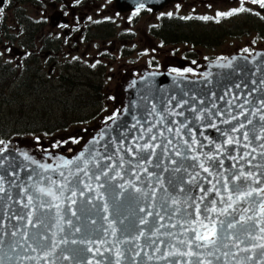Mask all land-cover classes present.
Masks as SVG:
<instances>
[{"label":"snow or ice","instance_id":"obj_1","mask_svg":"<svg viewBox=\"0 0 264 264\" xmlns=\"http://www.w3.org/2000/svg\"><path fill=\"white\" fill-rule=\"evenodd\" d=\"M246 2L248 0H241V7L238 11L218 12L217 16L231 17L239 12L249 11L243 7ZM250 2L258 3L260 8H264V0H250ZM140 7L142 8L143 4ZM0 14H3L2 8H0ZM204 19H208V17H204ZM244 51L247 52L248 49H244ZM224 66L230 67L231 61ZM261 83H264V81H261ZM170 103L171 99L169 100ZM185 103L187 101L178 102L177 106L183 108ZM259 103L260 108L253 110L251 115L256 116L259 114V120L264 122V99H261ZM240 107H243V105H240ZM155 110L156 105L153 104L152 112H155ZM189 110L197 112L195 108ZM119 111L117 110V113H114L108 119L115 121ZM206 111L209 118H211L213 113L210 110L201 109L195 119L203 120ZM169 114L183 116L182 112L178 113L173 110H169ZM246 114L241 112L239 115ZM214 115L220 116L222 123L225 124H231L233 120L238 119V116L231 115V113H229V119H223L222 111H217ZM191 122L187 118L186 122L183 123L172 121V123L179 125L175 129V136L186 146V151L180 150L179 145L174 144L173 139L166 136L164 131L157 129V132L154 133L153 127L155 125H153L143 130L141 138L146 137V139H144L142 144L136 143L123 149L128 156L132 157L131 160H125L124 155H118L119 163L113 161L106 168L101 167L100 159L112 161L113 157L100 156V159H98L99 153L94 145L99 143V141L95 140L90 142L93 147L86 146L74 159H66L62 156L55 158L57 160L55 167L47 163H39L35 159L30 158L27 153H23L26 160H30L44 173L58 172L60 179H53L51 175L41 176L40 173H37L40 179L35 180L34 184L23 189L26 203L23 201H17V203H22V206L27 208L28 212L25 215L17 214L14 216L17 221L23 222V227L14 228L10 233L8 231H0V253H2L0 255V264H29V262L40 264L41 260L45 261L46 264H56L55 259L50 258L55 257L59 245H67L68 243L67 238L57 239L58 234L64 232V225L72 227L74 233H81V227L74 226L71 219L65 218L64 205L66 202L67 211L71 212L72 216H77L76 210L72 208V205L78 202L77 196L84 200L85 203L93 205V207H95L93 201L100 202V210L105 213L102 219L108 222L111 236L116 237L118 231L115 227L116 221L110 220L107 215L109 213L107 195L115 187L122 190L115 193L116 197H123L124 193L128 192L129 189L132 190V193L138 194L136 196L137 201H142L138 211L145 213L139 219L140 225L149 224L147 217H154L155 224L150 226L153 230L147 232V234V230H141L134 236L129 235L125 239H117L115 242L108 241L106 239L109 234L108 230L100 228L96 229L100 233V236L96 239L88 237L81 239L79 242L73 239L71 241L72 244L80 243L85 245L86 251L93 253V256L99 254L103 257L102 260H97L96 264H105L107 257H104V252L115 255V261H109L107 264H121L124 253L119 245L130 243L134 240L139 241L141 238L145 239L147 242L145 247L152 249V253L150 255L147 251H144V247H141L139 243L135 244V248L139 250L132 253L134 264H138L137 258L141 256L142 252L148 261L153 259L157 261L164 260L168 261V264H252L253 260H255V264H264V184L261 183L264 171L255 173L251 170L245 171L244 166L237 168L234 173L224 169V172H228L229 175H224V172L218 171L224 165V160L219 155H216V153L223 155L222 144L210 140V144L215 143L214 150L196 153V146L203 147V145H200L195 133L189 128ZM157 123H166L163 111L159 113ZM252 123V120L249 119L247 123H239L228 131L221 133L226 137L223 144L250 149V151L239 155V159L242 160L249 156H251V160L256 159V156L252 155V153L258 152L256 147H252L253 136L255 139L264 140V123L261 124V131L258 135L254 132L255 126H253V129L247 128V125ZM205 126L217 127L215 123H209ZM182 129H188V133H182ZM166 131L173 133L174 129L169 126ZM250 132L253 133V136H250ZM231 133H241L242 140L241 137L233 136ZM187 134H191L190 142L185 139ZM158 137L161 142H156ZM205 139L208 138L205 137ZM75 142L78 143L79 141ZM0 145H4V148L0 149V154L8 150L4 140L0 139ZM121 148H123V145L117 148V153L121 151ZM159 148H162L164 153L171 151L174 156L180 157L181 161L191 160L196 162L186 167L182 163L178 164L176 159H169L172 165H176L173 169L174 171L179 172L183 168L191 177L187 181H181L171 191L169 187L165 186L162 177L157 176L153 171H149L150 167H160L159 164H153V160L156 158V150ZM258 154L264 157V143L259 144ZM227 158L236 160L239 163L237 156L228 154ZM251 160H247L251 168L264 169V165L259 163L253 165ZM126 164L130 166V170L125 168ZM93 165L96 169L95 171L91 167ZM195 167L202 169L203 172L208 174V177L212 178V180H207L212 185L208 189L204 188L202 184L196 183L195 187L198 188L200 193L204 194L199 197V202H197V197L191 194L192 188L184 186L185 184L192 185L197 180V177H200L199 171L195 173L189 172V168ZM235 167L236 165H233V168ZM114 169L115 171L113 172ZM121 170L128 173V179H125ZM163 171L166 172L168 169L165 168ZM81 173H83V176H81ZM110 173L112 174L110 175ZM229 176L231 179H229ZM154 177L155 179H153ZM117 179L123 182L113 185L112 181ZM45 181H47L46 184ZM212 181H215V183ZM93 182H95V185ZM3 183V177L0 176V196L6 194ZM169 184H171V181H169ZM217 185H220V187H217ZM254 185L260 186L255 187ZM29 187L33 189L31 193L28 191ZM85 190L88 193H93V195L86 197ZM161 190L163 194L159 197V207L163 211V215L161 211L153 213V211L149 210L156 207L157 194ZM213 192L219 198L220 207L217 206L216 199H209V194ZM180 194L183 195L181 196ZM205 200L208 203L205 204ZM181 204L184 207H181ZM202 204L203 207H201ZM238 205H241V207L238 208ZM37 208L41 209L45 214L37 217ZM189 208L192 211H188ZM47 213L53 214L48 216ZM248 213H251V215ZM165 216L168 218V224L163 223ZM124 219H127V217ZM119 222L123 224L124 220L121 219ZM91 223L96 224V220L92 219ZM4 227L5 225L0 222V228ZM165 227L177 230L161 232V229ZM29 228L38 230L43 228L44 231L30 233L28 231ZM9 235L13 238L10 243L6 240ZM49 235L52 237L51 240H49ZM161 236L167 239V244H165L164 239H160ZM94 243L99 245L112 243V247H105L104 251H101L100 247L94 250L91 247ZM6 245L7 251H5ZM162 247L164 248L163 251ZM257 249L260 250L259 258L256 257ZM241 253L246 255H241ZM63 258L68 259V256ZM84 264H91V261L88 260Z\"/></svg>","mask_w":264,"mask_h":264},{"label":"water","instance_id":"obj_2","mask_svg":"<svg viewBox=\"0 0 264 264\" xmlns=\"http://www.w3.org/2000/svg\"><path fill=\"white\" fill-rule=\"evenodd\" d=\"M116 2L121 12L141 8V4H143V7L153 8L158 11L162 10L166 4L173 2V0H116ZM229 61H231V66H224L228 65ZM197 73L198 75L196 76L178 75L168 72L166 67L163 68V70H151L146 67L139 68L137 75H128L126 81L121 85L120 98L122 108L116 115L115 121L109 120L94 129L81 144L76 145L72 149L71 153L63 154L55 150H45L41 152L32 146L33 143L31 140L6 142L8 150L0 154V176L3 177V187L6 189V194L0 196V222L5 225L4 228H0V231H8L10 233L14 228L23 227V222L17 221L14 216L17 214L25 215L28 209L24 208L22 203H17V201L26 203L23 189L26 186L34 184L35 180L40 179L37 173H40L41 176L51 175L53 179H60L58 172L44 173L41 169L37 168L35 164L31 163L30 160H26L23 153H27L30 158L35 159L39 163H47L55 167L57 163L55 158L62 156L66 159H74L86 146L93 147L90 142L95 140L99 141V143L94 145L99 153L98 159H100V156L113 157L112 161L100 159L101 167L106 168L113 161L119 163L117 159L118 155H124L125 160H131L132 157L128 156L123 149L136 143L142 144L144 139H146V137L143 139L141 138L143 130L153 125H155V127H153L154 133L157 132V129L164 131L166 136L173 139L174 144L179 145L180 150L186 151V146L175 136V129L179 125L172 123V121L183 123L186 122L187 118L192 121L191 124H189V128L195 133L196 139L200 141V145H203V147L196 146V153L209 152L210 150H214L215 143L222 144L223 155L220 153H216V155H219L220 158L224 160V165L223 168L218 169V171L224 172V169H228L234 173L240 166H244L245 171L251 170L254 173L264 171V169L251 168L248 165L247 160H251V156L243 160L239 159L240 154L250 151V149L223 144L226 137L221 134L239 123H247L249 119H251L253 123L247 125V128L253 129V126H255V134L258 135L260 133L261 124L264 122L259 120V114L253 116L251 113L253 110L260 108L259 102L261 99H264V83H261V81H264V50L257 51L250 55L235 54L226 59L209 63L205 62L202 68L197 70ZM173 97L174 99H172ZM170 99L171 103L169 104ZM181 101H187L183 108L177 106L178 102ZM153 104L156 105L155 112H152ZM240 105H243V107H240ZM191 108H195L197 112L190 111L189 109ZM125 109H127V111H125ZM201 109L210 110L211 113H213L211 118H209L208 112L206 111L203 120L195 119L197 113ZM169 110L178 113L182 112L183 116L170 115ZM161 111L164 113L165 124L157 123ZM217 111L223 112V119H229V113L238 116V119L233 120L231 124L222 123V118L214 115ZM241 112L247 114L239 115ZM209 123H215L217 127H206L205 125ZM169 126L174 129L173 133H168L166 131V128ZM182 133H188V129H182ZM231 135L239 136L242 140L241 133H231ZM250 136H253V133L250 132ZM205 137L208 139H205ZM185 139H188L190 142L191 134L185 135ZM210 140L215 143L210 144ZM156 142H161L159 137ZM261 143H264V140L255 139L253 136L252 147H256L258 152L259 144ZM41 145L44 146L45 149L49 148V145H46L45 142H42ZM105 145H107V147H105ZM121 145H123V148L117 153V148ZM3 148L4 145H0V149ZM258 152L252 153V155L256 156V159L251 160V163L253 165L257 163L264 165V157H261ZM228 154L237 156L239 163H237L236 160L228 159ZM169 159H176L178 164L182 163L186 167L196 162L191 160L181 161V158L174 156L171 151L164 153L162 148L156 150V158L153 160V164H159L160 167H150L149 171H153L157 176L162 177L165 186L169 187L171 191L175 186H178L181 181H187L191 179V177L183 168L179 172L174 171L173 169L176 165H172ZM201 159H203V157H201ZM133 163H135V161H133ZM233 165H236V167L233 168ZM91 167L93 171L96 170L94 165ZM125 168L130 170V166L127 164ZM165 168H167L168 171H163ZM114 171L115 169L113 172ZM196 171L200 172V177H197V180L194 181L192 185L185 184L184 186L186 188H192L191 194L196 196L197 202H199V197L204 194L200 193L198 188L195 187L196 183H200L204 188L208 189L211 188L212 185L208 183L207 180H212V178L208 177V174L198 167L189 168V172L195 173ZM121 172L125 176V179L129 178L127 172L124 170H121ZM111 174L112 173H110V175ZM224 175H229V173L224 172ZM81 176H83V173H81ZM153 179H155V177ZM229 179H231L230 176ZM169 181H171V184H169ZM122 182L123 181L117 179L112 181V184L116 185ZM212 182L215 183V181ZM46 183L47 181H45V184ZM93 183L95 185V182ZM261 183L264 184V177L261 178ZM254 186L259 187L260 185ZM217 187H220V185H217ZM28 191L31 193L33 189L29 187ZM121 191V189L115 187L107 195V203L109 205V213L107 215L110 220L116 221L115 227L118 229L116 237L111 236V229L108 228V222L102 219L105 213L100 210L101 204L99 201H93V204H95V207H93V205L85 203L84 200L77 196V204L72 205V208L77 212V216H72L71 212L67 211L66 202L64 205L66 211L65 218L71 219L74 226L81 227V233H74L73 228L65 224L64 232L59 233L57 239L67 238L68 243L67 245H59L55 257H51L50 259H55L56 264H84V262L88 260L91 261V264H96L97 260H102L103 257L99 254L93 256V253L86 251L85 245L80 243L72 244L71 241L76 239L79 242L81 239L88 237L96 239L100 236V233L96 231L98 228L108 230L109 234L106 239L110 242H115L117 239H125L129 235L134 236L141 230H147L146 234L152 231L153 229L150 226L155 224L154 217H147L149 220L148 225L139 224L140 217L144 216L145 213L138 211V207L140 203H142V201H137L136 199L138 194L132 193V190L129 189L128 192L124 193L123 197H116L115 193ZM162 194L161 190V192L157 194L156 207L149 209L153 211V213L161 211L159 207V197ZM91 195H93V193H88L85 190L86 197ZM180 195L182 196L183 194ZM209 199H216L217 206H221L219 204V198L216 197L214 192L209 194ZM204 203L206 204L208 201L205 200ZM181 207H184V205L181 204ZM201 207H203V204ZM237 207L239 208L241 205ZM188 211H192V209L189 208ZM44 214L45 213L41 209L37 208V217L43 216ZM52 214L53 213H47L48 216ZM161 214H164L163 211H161ZM248 214L251 215V213ZM77 217H79V219H77ZM125 217H127V219H124ZM92 219L96 220V224L91 223ZM121 219L124 220L123 224L119 222ZM163 223H169L167 216H165ZM176 230L177 229L165 227L161 229V232ZM28 231L30 233H35L44 230L43 228L39 230L29 228ZM153 238L155 239V237ZM12 239L10 235L6 238L8 243H10ZM51 239L52 237L49 235V240ZM160 239H164L165 244L168 243L167 239L163 236H161ZM137 243H139L141 247H144V251H147L151 255L152 249L145 247L147 242L144 238H141L139 241L134 240L130 243L120 244L119 247L124 253L121 264H134L132 253L139 250L135 248V244ZM91 247L94 250L100 247L101 251H104L105 247L111 248L112 243L104 245L94 243ZM7 250L6 245L5 251ZM163 250L164 248L162 247V251ZM259 251V249L256 250L257 258H259ZM0 255H2V253H0ZM241 255L246 254L241 253ZM64 256H68V259H64ZM104 257H107L105 264L109 261H115V255L113 253L104 252ZM137 260L138 264H168V261L164 260L157 261L153 259L152 261H148L143 252ZM29 264H34V262H29ZM40 264H46V262L41 260ZM252 264H255V260L252 261Z\"/></svg>","mask_w":264,"mask_h":264},{"label":"flooded vegetation","instance_id":"obj_3","mask_svg":"<svg viewBox=\"0 0 264 264\" xmlns=\"http://www.w3.org/2000/svg\"><path fill=\"white\" fill-rule=\"evenodd\" d=\"M182 1L198 7L211 0H173L159 11L142 7L124 12L116 0H0V129H10V107L23 102L30 110L33 101L57 94L64 78L83 87L73 95L89 90L86 81L100 85L102 119L112 114L104 102H115L114 91H103L107 77L121 84L142 66L195 74L207 60L227 57L211 52L244 36L249 42L238 53L264 49V8L258 3L248 0L243 7L249 11L231 17L204 19ZM219 1L235 4L225 13L241 7V0ZM230 21L237 23L226 27ZM245 23L258 27L241 26ZM207 34L227 35L207 45L199 39ZM185 37L194 39H181Z\"/></svg>","mask_w":264,"mask_h":264},{"label":"trees","instance_id":"obj_4","mask_svg":"<svg viewBox=\"0 0 264 264\" xmlns=\"http://www.w3.org/2000/svg\"><path fill=\"white\" fill-rule=\"evenodd\" d=\"M225 35L227 34H207L199 37V39H202L208 45L209 41L223 38ZM181 39L189 41L194 38L185 37ZM64 79L60 82L61 85L57 94L50 92L51 94L44 96L43 103L39 105V109L34 115L27 114L26 105L23 102H20L21 106L10 107V121H13V123H10V129H0V137L48 140L57 137L56 135L66 134L72 130L70 128L84 125L87 122L98 121L100 106L103 105V101L100 99V85L94 84L92 86L89 81H86L85 85L91 96L87 95L86 100H82L80 96L76 95L75 97L72 93L73 90H80L83 87H76L78 84L71 77ZM77 81L83 83L80 78ZM27 88L31 90V84H28ZM65 96L66 98H64ZM34 102L37 104V101ZM16 108H19V110ZM54 108H58L59 111L56 112ZM79 130L81 129L76 131ZM6 137L3 138L8 139Z\"/></svg>","mask_w":264,"mask_h":264},{"label":"rangeland","instance_id":"obj_5","mask_svg":"<svg viewBox=\"0 0 264 264\" xmlns=\"http://www.w3.org/2000/svg\"><path fill=\"white\" fill-rule=\"evenodd\" d=\"M184 3V4H187V8L191 11V12H197V14L199 15H203V16H207V17H217V13L220 12V13H225L224 9H229L230 7H232V5H235V4H230V3H226V2H221L219 0H211L209 2H207L206 4H199V5H196L198 7H195L193 5H191L190 3L191 2H188V1H182L181 4ZM226 24V27H233L234 24H236L237 22H224ZM256 26L258 27L256 24H247L245 23L244 25H241V26H245V27H248V26ZM238 39V38H237ZM229 40V39H228ZM248 39H247V36H244L243 39H240V40H235L234 43L232 44H229L228 42L225 43L223 46H220L217 48L216 51H213L211 52L210 54L214 55V54H225L227 57H230L232 55H235V54H238V52L236 51L237 48L242 45H246L248 43ZM264 50V49H263ZM127 76L128 74H126L125 78L123 79L122 81V84L124 81H126L127 79ZM93 79H90V81H92ZM103 87V86H102ZM103 91L105 92H109V91H114V99H115V102L113 101H110L109 103H106L104 102V107L106 109H108V111H110V113H115L117 112V110H121L122 108V102H121V98H120V93H121V85L118 84L117 81H115L114 79L110 80L108 77L105 79L104 81V87H103ZM87 95H90L91 96V93L88 92V90H86L85 92L83 93H78V96L81 97L82 100H86V96ZM76 97V95H75ZM66 98V96L64 97ZM43 103V101H38L37 104L33 101V107L31 110H28L27 108V105H26V111L28 112L27 114H35L37 112V110L39 109V105H41ZM117 104V105H116ZM13 109V108H12ZM54 110L56 112L59 111L58 108H54ZM11 111V109H10ZM100 121H95V122H87L86 124L78 127V128H70L72 130H70L69 132H67L66 134L64 135H56L57 137H54L53 140L55 139L56 141L59 139V140H63V143L62 144H65L66 142L69 143L68 144V150H66V145L64 146V150L65 151H61L59 149V146L57 145H54L52 144L51 147L53 148V150H57V151H61V152H64L63 154H66V152H71V150L75 147V145H73L72 143L69 142L70 138L69 136H71L72 134H74V132L77 130V129H81L79 130L80 132L78 134H76L78 136V139L81 137L82 138V141L83 142L90 134L91 132L94 131V129H96L100 122L104 121V118L102 119H99ZM10 123H13V121H10ZM89 123V124H88ZM67 136V137H66ZM3 137H6V136H3ZM3 137H0V139L4 140V141H9L10 137H6L8 138L7 140ZM34 141L38 142L37 139L35 138H32ZM77 139V140H78ZM10 140H13V141H16L18 139H10ZM22 140V139H20ZM75 140V139H74ZM75 140V141H77ZM45 141V144L48 145L49 144V139L48 140H44ZM52 141V140H51ZM81 142L79 144H81ZM32 146H34V148L36 150H39L41 152L45 151V150H49V149H45L44 146H42L41 144L40 145H37V144H33Z\"/></svg>","mask_w":264,"mask_h":264}]
</instances>
